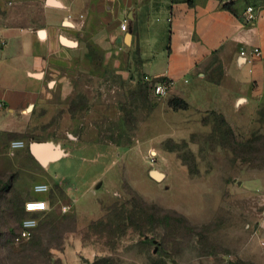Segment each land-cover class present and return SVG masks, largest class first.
<instances>
[{"label": "rangeland", "instance_id": "374dc122", "mask_svg": "<svg viewBox=\"0 0 264 264\" xmlns=\"http://www.w3.org/2000/svg\"><path fill=\"white\" fill-rule=\"evenodd\" d=\"M81 40L62 72L67 97L37 89L35 105L10 117L0 106V264H264V87L238 90L208 73L187 101L157 97L119 37L104 47ZM48 141L71 154L50 172L27 150ZM42 184L47 210L17 240L23 204Z\"/></svg>", "mask_w": 264, "mask_h": 264}, {"label": "crops", "instance_id": "0c3cea01", "mask_svg": "<svg viewBox=\"0 0 264 264\" xmlns=\"http://www.w3.org/2000/svg\"><path fill=\"white\" fill-rule=\"evenodd\" d=\"M223 2L0 0V40L5 43L0 52V74L3 77L9 73L21 74L32 82L29 88L25 81L23 87L29 89L25 91L20 85L6 84L1 77L0 106L6 107L10 117L26 103L35 105L34 95L38 90L48 93L50 89H58L64 99L72 88L62 72L72 67L82 37L87 36L104 47L109 44V34L119 37L125 47L135 52L141 75L148 80L172 83L170 92L179 93L186 101L194 91L204 87L208 73H222V82L232 80L239 85L238 90L248 89L254 83L263 90L264 0H232L227 3L229 10L223 8ZM248 6L254 10L251 23H245L244 18ZM123 22L127 23V32L120 30ZM60 38L75 45H65ZM253 48L261 51L260 59L246 64L238 58L241 50L249 52ZM46 76L54 79L51 87L47 85L48 89L42 84ZM218 79L216 76L215 80ZM70 155L65 153L61 159ZM57 163L59 160L48 164L46 171L50 172ZM90 165L86 164L85 168ZM43 185L47 190L36 192L38 198L30 200L46 201L47 186H36Z\"/></svg>", "mask_w": 264, "mask_h": 264}, {"label": "built area", "instance_id": "2783aa9c", "mask_svg": "<svg viewBox=\"0 0 264 264\" xmlns=\"http://www.w3.org/2000/svg\"><path fill=\"white\" fill-rule=\"evenodd\" d=\"M245 23H251L254 20V10L251 6H248L244 10ZM171 19L168 18L167 22ZM121 32H127L128 26L126 22L120 25ZM238 58L243 60L246 64H251L254 60L261 58V51L258 48H253L249 52L241 50L239 52ZM172 87V83L166 81L156 82L153 86V94L157 97L165 96L169 93ZM25 145L22 141H14L10 144L12 149H20ZM47 202L43 200H29L24 202L23 210L26 217L21 221L19 236L17 240L29 239L36 228V220L33 214H38L45 212L47 210Z\"/></svg>", "mask_w": 264, "mask_h": 264}, {"label": "water", "instance_id": "95a60500", "mask_svg": "<svg viewBox=\"0 0 264 264\" xmlns=\"http://www.w3.org/2000/svg\"><path fill=\"white\" fill-rule=\"evenodd\" d=\"M232 0H224V4L229 3ZM130 36V32L128 37ZM127 37V38H128ZM61 42L68 46H74L75 43L68 41L65 38H60ZM28 152L32 158L42 167H46L48 164L56 162L65 156L64 151L59 144H54L51 141L48 142H32L28 144ZM54 155V156H53ZM149 176L159 182L164 178V175L157 170H151Z\"/></svg>", "mask_w": 264, "mask_h": 264}, {"label": "trees", "instance_id": "16d2710c", "mask_svg": "<svg viewBox=\"0 0 264 264\" xmlns=\"http://www.w3.org/2000/svg\"><path fill=\"white\" fill-rule=\"evenodd\" d=\"M223 8L227 9V10L230 9L229 5H227V4H225ZM154 82H160V80H155ZM168 103L171 107H174L175 109L178 107H181L183 109L187 108V104L183 100L174 99V100H170Z\"/></svg>", "mask_w": 264, "mask_h": 264}, {"label": "bare ground", "instance_id": "6f19581e", "mask_svg": "<svg viewBox=\"0 0 264 264\" xmlns=\"http://www.w3.org/2000/svg\"><path fill=\"white\" fill-rule=\"evenodd\" d=\"M39 76V75H38ZM54 156V155H53ZM47 189L46 187L43 185V186H35V192H38V193H43L45 192Z\"/></svg>", "mask_w": 264, "mask_h": 264}]
</instances>
